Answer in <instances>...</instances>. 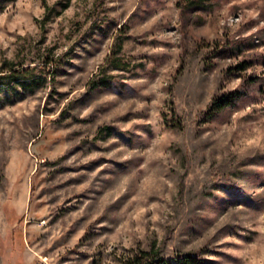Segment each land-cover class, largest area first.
Returning <instances> with one entry per match:
<instances>
[{
	"label": "rangeland",
	"instance_id": "rangeland-1",
	"mask_svg": "<svg viewBox=\"0 0 264 264\" xmlns=\"http://www.w3.org/2000/svg\"><path fill=\"white\" fill-rule=\"evenodd\" d=\"M39 64L0 85V264H264V0H0V75Z\"/></svg>",
	"mask_w": 264,
	"mask_h": 264
},
{
	"label": "trees",
	"instance_id": "trees-1",
	"mask_svg": "<svg viewBox=\"0 0 264 264\" xmlns=\"http://www.w3.org/2000/svg\"><path fill=\"white\" fill-rule=\"evenodd\" d=\"M187 4L194 5H202L208 4L209 0H184ZM50 11V10H49ZM115 44L113 52L111 53V63L114 61L120 66L123 61V37L122 34L119 33L115 38ZM49 62L52 61L48 60ZM119 62V63H118ZM115 63V62H114ZM116 64V63H115ZM116 64V65H117ZM117 65V66H118ZM247 66L243 64L235 65L234 68H246ZM39 70V73L36 72ZM42 72L46 71V67L43 64L36 65L35 67H18V68H10L8 72L3 70V73L0 75V85L2 89L7 94L6 96L15 95L19 92H26L27 90H33L34 86L41 82ZM110 78L103 77L102 79L93 83V87L97 85H107L110 83ZM244 95H246V91L240 88H235L225 92L222 95H215L207 108L201 113L200 120L207 121L212 119L220 112L225 110L228 107L234 106ZM7 100L5 97L4 101ZM171 122L174 126L182 127L184 125L181 116L179 115L176 104H175V95L174 91L171 93ZM111 127L109 125H104L99 130L100 136L104 133H110ZM177 262L178 264H202L203 258L196 253L188 252L186 254L177 253L173 257H167L161 254V251L158 248H138L134 251V253L128 255L125 260L121 264H173Z\"/></svg>",
	"mask_w": 264,
	"mask_h": 264
}]
</instances>
